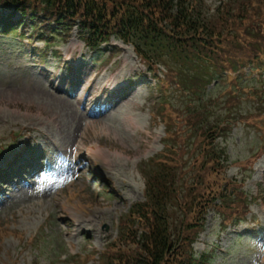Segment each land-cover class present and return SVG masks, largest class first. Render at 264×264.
I'll return each mask as SVG.
<instances>
[{"label": "rangeland", "instance_id": "rangeland-1", "mask_svg": "<svg viewBox=\"0 0 264 264\" xmlns=\"http://www.w3.org/2000/svg\"><path fill=\"white\" fill-rule=\"evenodd\" d=\"M203 1L214 11L228 0ZM112 46L118 53L110 54L106 47L103 55L92 57L74 35L60 44L61 57L42 63L32 49L44 48L43 42L31 45L28 38L0 33V150L5 148L0 175L16 155L12 170L21 173L0 186V264H99L97 254H105L117 239L123 216L133 203L145 200L147 181L141 165L162 152L166 127L181 126L179 132L173 128L180 150L182 137L184 146L195 141L179 154L183 161L188 150L198 153L205 145L203 138L195 140L205 127L197 119L187 122L196 107L187 99L190 94L173 86L167 95L177 117L169 124L155 120L152 114L161 97L155 81L145 76L132 47L115 40ZM119 74L122 79L115 82ZM247 79V86L258 85V73ZM215 85L205 89L213 98L233 94L228 93L230 78ZM231 100V109L218 100L212 112L232 117L258 112V119L249 125L223 118L232 119L219 140L227 150L225 175L231 183L246 177L243 190L258 201L250 206L251 222L227 232L220 231L221 220L212 212L195 248L212 253V264H264V156L249 166L251 156L264 150V105H255L251 96ZM16 134L29 138L24 156L19 150L26 138L11 145ZM99 154L106 160L111 155L110 161ZM108 179L120 196L108 192ZM19 181L24 183L17 188ZM253 226L259 235L252 232ZM239 234L243 237L237 239Z\"/></svg>", "mask_w": 264, "mask_h": 264}, {"label": "trees", "instance_id": "trees-1", "mask_svg": "<svg viewBox=\"0 0 264 264\" xmlns=\"http://www.w3.org/2000/svg\"><path fill=\"white\" fill-rule=\"evenodd\" d=\"M15 14L21 20L12 23ZM0 15L6 32L23 29L44 41L43 60L75 27L89 48L113 36L122 39L151 67L166 66L177 85L196 89L199 103L203 85L221 71L238 72L264 58V0H228L213 13L203 0H0ZM259 91L248 96L258 100ZM167 109L165 103L160 116L169 124ZM238 116V121L258 118L256 113ZM173 127L167 128L165 149L144 169L145 202L133 205L103 264H210L214 256H197L193 247L210 210L220 214L223 230L245 221L251 201L226 177V150L214 143V128H205V145L198 153L188 150L183 161L179 154L191 148L181 141L179 149ZM213 127L219 130L220 124Z\"/></svg>", "mask_w": 264, "mask_h": 264}, {"label": "bare ground", "instance_id": "bare-ground-1", "mask_svg": "<svg viewBox=\"0 0 264 264\" xmlns=\"http://www.w3.org/2000/svg\"><path fill=\"white\" fill-rule=\"evenodd\" d=\"M116 80H118V78H115ZM106 157H107V155H106Z\"/></svg>", "mask_w": 264, "mask_h": 264}]
</instances>
